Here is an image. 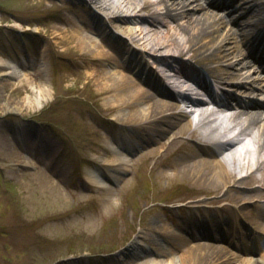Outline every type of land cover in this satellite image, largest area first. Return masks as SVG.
I'll use <instances>...</instances> for the list:
<instances>
[{
  "label": "rangeland",
  "instance_id": "1",
  "mask_svg": "<svg viewBox=\"0 0 264 264\" xmlns=\"http://www.w3.org/2000/svg\"><path fill=\"white\" fill-rule=\"evenodd\" d=\"M90 3L0 0V56L27 75L0 79V264H180L189 244L180 229L185 220L199 210L219 216L234 204L264 199V190L247 186L257 185L251 179L237 191L202 192L186 176L173 175L171 165L189 147L175 143L172 134L149 137L123 123L107 96L95 95L85 73L87 55L74 38L60 43V35H71L76 26L99 25ZM57 25L65 31L56 32ZM101 35L114 56L128 43L137 44L135 38L116 39L109 30ZM249 68L264 85V74L253 64ZM44 84L53 93L41 108L34 103L22 112L15 108L35 102ZM123 135L137 144L124 155V170L108 187L91 184L87 172L103 173L112 158L110 142ZM247 136L259 139L256 128ZM191 144L208 153L200 141ZM154 147L159 153L147 159L144 153ZM15 152L32 154L35 164L13 165Z\"/></svg>",
  "mask_w": 264,
  "mask_h": 264
},
{
  "label": "bare ground",
  "instance_id": "2",
  "mask_svg": "<svg viewBox=\"0 0 264 264\" xmlns=\"http://www.w3.org/2000/svg\"><path fill=\"white\" fill-rule=\"evenodd\" d=\"M224 1L146 0L142 3L141 0H89L99 25L94 26L93 30L85 25L76 26L71 35H60V43L65 44L72 38L76 40L87 55L85 73L96 86L95 95L107 96V103L116 109L117 119L134 125V128H142L149 137L172 134L175 143L189 147L180 160L171 165L176 170L173 175L180 173L186 176L192 181V186L202 192L237 191L244 185V180L251 179L257 185L247 186L258 192L264 190V109H242L235 113L229 108L232 107L228 101L230 92L224 91L216 105L212 101H193L187 95L194 92L191 88L194 85L183 79L191 78L194 72L203 68L217 85L228 84L230 91L233 85L248 88L252 84L264 92V86L256 84L261 78H252L248 69L251 62L264 61V48L261 49L264 38L257 39L259 43L256 47L245 40L264 21L258 10L252 9L255 5L262 6L264 0H231L234 7L218 10L217 3ZM233 9L241 19L237 25H232L225 15ZM56 27V32L65 31L58 25ZM108 30L115 38L136 39V46L131 44L114 56L101 42V34ZM93 31L98 33L96 37ZM140 46L144 48L142 54ZM257 53L260 54L258 59ZM122 54L128 56L126 65L119 59ZM146 54L158 64L165 81L185 95L173 94L154 78L155 75L149 71L148 60H144L143 55ZM14 77L24 79L27 75L0 56V79L10 80ZM234 82L237 84H230ZM248 90L255 93L253 89ZM52 93L51 87L44 84L38 90L35 102L27 100L15 108L22 112L25 104L32 103L41 108ZM257 94L260 100L252 105L263 106L264 95L259 91ZM235 105L246 108L248 103L236 101ZM238 120L240 122L234 125ZM254 128L259 134L257 142L247 136L252 134ZM195 140L206 145L207 154L195 149L191 144ZM109 146L112 155L109 163L117 168L111 177L117 179L119 171L124 170L126 165L125 158L122 159L125 157L123 152L130 154L136 145L126 146L124 151L117 144L110 143ZM159 151V147H154L144 154L148 156L147 159H152ZM13 163L33 164L23 152H15ZM256 171L260 172V176ZM243 173L246 176H242ZM99 176L97 171L87 172L92 183L104 185ZM247 203L234 204L231 210L246 215L244 205ZM257 209L263 211L262 207L255 205L254 209H248V215H252L251 222L260 235L250 237L248 242H252L251 248L259 252V258L244 257L225 246L190 240L187 254L180 257V264H230L229 260H234V264L236 261H239L237 264H264V218L256 215ZM197 234L201 236L197 240L207 237L198 230ZM234 246L237 250L250 253L244 243ZM167 264L178 263L171 260Z\"/></svg>",
  "mask_w": 264,
  "mask_h": 264
}]
</instances>
